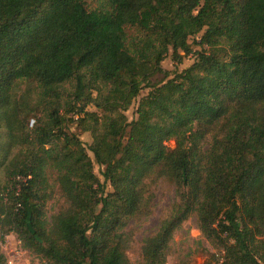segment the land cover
<instances>
[{"label": "trees", "instance_id": "obj_1", "mask_svg": "<svg viewBox=\"0 0 264 264\" xmlns=\"http://www.w3.org/2000/svg\"><path fill=\"white\" fill-rule=\"evenodd\" d=\"M169 51L193 63L170 76ZM13 151L0 243L44 264H130L125 229L163 178L176 203L140 264H165L190 217L224 264H264V0H0V161ZM51 173L68 207L48 219Z\"/></svg>", "mask_w": 264, "mask_h": 264}, {"label": "rangeland", "instance_id": "obj_2", "mask_svg": "<svg viewBox=\"0 0 264 264\" xmlns=\"http://www.w3.org/2000/svg\"><path fill=\"white\" fill-rule=\"evenodd\" d=\"M194 40L190 39L194 51L199 50V47L194 45ZM194 57L188 56L183 58L181 63L175 62L171 57L169 51L167 57L162 61L161 68L164 72L171 76L172 73L181 72L193 63ZM170 78V77H169ZM167 80L164 74H156L149 83L158 85ZM152 87H145L141 90L139 97L132 103L131 107L125 112L128 122L134 117L135 108L139 99L146 96ZM89 111H94L93 107L88 108ZM35 122L34 117L28 116L26 118L27 129L30 130ZM24 123V124H25ZM71 132L79 135L80 141L87 148L92 138L89 133L79 132L74 125L70 126ZM170 149L174 148L173 141L166 144ZM18 152L13 151L5 160L0 161V187L7 183L5 175V167L10 160ZM89 156L91 154L88 152ZM95 175L102 180L100 176V169L94 165ZM49 184L51 185V199L46 205L47 218L55 215L61 210L68 207V203L62 196L59 186L55 183V173L49 176ZM145 188L149 189L147 194L148 204L142 216L133 218L128 222L125 233L130 236L129 249L126 252L130 264H140L142 260L141 250L143 241L157 233L163 220L167 219L171 214L176 203L175 186L171 180L163 178L155 182L147 181ZM1 252L5 256L6 264H44V261L35 255L29 253L21 248L20 242L14 234H9L4 238L3 243L0 244ZM224 254L222 249L214 247L200 232L197 226L195 217H190L186 220L179 230H177L169 243L168 251L166 253L165 264H219ZM224 264V263H223Z\"/></svg>", "mask_w": 264, "mask_h": 264}, {"label": "built area", "instance_id": "obj_3", "mask_svg": "<svg viewBox=\"0 0 264 264\" xmlns=\"http://www.w3.org/2000/svg\"><path fill=\"white\" fill-rule=\"evenodd\" d=\"M20 178L19 177H17V180H19ZM1 244V243H0ZM219 264H223V260H221V262L219 263Z\"/></svg>", "mask_w": 264, "mask_h": 264}]
</instances>
